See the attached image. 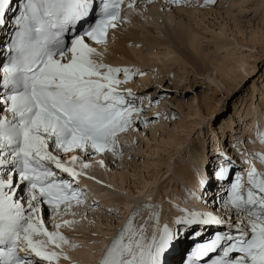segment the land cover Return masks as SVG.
I'll return each mask as SVG.
<instances>
[{
  "label": "snow or ice",
  "instance_id": "6c2138e0",
  "mask_svg": "<svg viewBox=\"0 0 264 264\" xmlns=\"http://www.w3.org/2000/svg\"><path fill=\"white\" fill-rule=\"evenodd\" d=\"M96 3L97 0H24L15 18L18 30L9 45L14 55L0 68V86L4 89L0 92V264H36L37 260L59 264L62 253L51 250L52 246L61 248L72 242L59 231L61 224H55L56 231L49 230L42 206L60 215L61 205L67 211L73 202L82 204L83 200L81 191L69 180L60 179L49 165L79 177L91 165L81 163L77 171L68 165L79 157L73 155L62 161L60 152H114L118 134L133 125L134 116L141 119L143 109L127 99L135 93L119 87L139 70L113 67L98 60L103 53L90 43L107 44L109 29L117 27L121 20L123 0H99L96 20L76 30L93 13ZM11 4L12 0H0V26L5 24ZM120 73L124 80L118 78ZM260 135L264 142V133ZM50 144L55 151L49 150ZM259 156L264 161V153ZM230 166L219 168L220 179L227 178ZM13 177L17 178L15 184ZM242 179L237 176L227 200V205L241 217L239 222L212 212L182 209L185 215L176 219L179 225L227 224L235 229V234L218 233L201 244L194 258L209 257L222 248V255L211 264H264V172L253 165L246 194ZM22 185L25 197L17 194ZM135 215L106 249L100 264H165L179 230L167 224L161 229L159 213H153L157 223L149 236L146 223L134 226ZM245 216L247 219L242 218ZM232 253L240 255L232 258ZM63 255L68 258L66 253Z\"/></svg>",
  "mask_w": 264,
  "mask_h": 264
},
{
  "label": "rangeland",
  "instance_id": "374dc122",
  "mask_svg": "<svg viewBox=\"0 0 264 264\" xmlns=\"http://www.w3.org/2000/svg\"><path fill=\"white\" fill-rule=\"evenodd\" d=\"M168 1H137L138 11L132 13L135 24H128L123 17L114 33L126 34V26L137 30V35L131 36L125 45L128 53L113 54L111 47L104 48V55L97 57L113 67L139 70L128 81L133 84L129 83V87L135 88L134 105L143 109L140 123L121 133L122 143H118L114 152L94 154L88 149L73 154L59 153L62 161L73 155L79 157L68 165L77 171L81 163L91 165L77 179L87 184L95 197L93 203L86 201L73 208L74 214L68 217H64L65 211L61 212L58 216L61 219L48 227L56 231L55 224H61L59 231L73 240L67 245H78L74 254L83 252L91 259L76 263H95L100 240L116 230V224L123 221L128 209L147 198L156 211L162 210V227L165 224L171 227L183 213H171L173 208L178 211V207L165 203L159 206L161 198L172 196L178 201V196L179 199L185 196L192 202L194 176H201L205 185L211 182L209 186L202 182L200 189L205 190L204 195L212 202L216 193H211L217 185L213 183L211 161L207 160L210 154L218 156L215 147L234 156L237 163L243 159L257 161L259 154L264 153L260 135L264 133V0H182L178 5ZM148 7H156L162 18L156 20ZM177 23H182L189 32L194 30L191 36L201 51V59H196L188 44L179 39ZM154 40L165 41V46L151 51L149 45ZM139 53L146 64L138 59ZM222 60L234 67L233 79L220 77L216 64ZM241 60L246 61L245 70ZM208 75L216 78L218 85L212 87ZM118 78L124 80V74L120 73ZM216 164L217 161L214 169L218 168ZM258 165L256 168L264 172V163ZM112 174L120 175L123 180L110 181ZM126 201L131 203L129 208L122 204ZM140 207L145 206L140 204ZM166 213L171 214L167 217ZM135 217H139L141 225L147 224V231L153 232L157 221L154 215L150 219L152 209ZM65 220L73 223L69 226L63 223ZM182 236L183 243L179 242ZM187 241V233H179L174 247L180 245L181 251L185 250ZM174 247L170 251H180ZM167 257L168 254L165 264L179 263V253ZM74 259L70 260L71 264H76Z\"/></svg>",
  "mask_w": 264,
  "mask_h": 264
},
{
  "label": "bare ground",
  "instance_id": "6f19581e",
  "mask_svg": "<svg viewBox=\"0 0 264 264\" xmlns=\"http://www.w3.org/2000/svg\"><path fill=\"white\" fill-rule=\"evenodd\" d=\"M139 1V0H138ZM133 2V3H132ZM131 3V5H132V9L129 7V4ZM137 3V1H127V2H125V4H124V7H123V11H125V13L123 14V15H121L122 17H124V19L127 21V23L128 24H133L134 22H135V18H133L134 17V15L132 14V13H136L137 11H138V9H136L135 8V4ZM130 8V9H129ZM130 10H133V12H130ZM147 10L148 11H150L152 14H154V16H155V19L156 20H159V19H161L162 17L160 16L161 15V13L158 11V10H156V7L155 8H150V7H148L147 8ZM150 13V14H151ZM131 16V18H129ZM153 16V15H152ZM154 18V17H153ZM129 19V20H128ZM163 20V19H162ZM118 24H119V22H118ZM127 24V25H128ZM135 24V23H134ZM157 26V25H156ZM127 28V33L125 34V33H121V34H119V35H115L114 33H115V29H116V27L115 28H112L111 29V34H110V36L112 35V37L110 38V36H109V41L107 42V44L106 45H103V46H93V47H96L97 49H98V51L99 52H101V53H103V51L102 50H104V48H108V50H109V48H111V53H118V52H122L123 54H126V53H128V51L126 50V44L127 43H129L130 42V37L131 36H136L137 35V30H134V28H132L131 26H126ZM177 29H178V31H179V39H181L184 43H187L188 44V47L187 48H190L191 50H192V53H193V55L195 54V58L196 59H201L202 58V54H201V51L199 50V48H198V46L196 45V41L193 39V37L191 36V33H194V30L193 29H191L190 30V32L186 29V27L185 26H183V24L182 23H177ZM159 47V49L161 48V47H163V46H165V41H160V40H154V41H152L151 43H150V45H149V47H150V50L151 51H153L154 49H156L155 47ZM140 55H139V57H138V59L139 60H141V62L142 63H144L146 60L144 59V57H143V55H141V53H139ZM104 55V54H103ZM102 55V56H103ZM117 55V54H116ZM107 58V57H106ZM109 60H112L110 57L108 58ZM112 61H116V62H118L117 60H112ZM147 62V61H146ZM146 62H145V64H146ZM115 63V62H114ZM230 63V62H229ZM227 61H225V60H222V61H218L217 62V64H216V70L218 71V73H220V77H222L223 78V80L224 79H233L234 78V75H233V69H234V67L230 64V66H228V64H229ZM240 65H241V67H242V69H244L245 70V63H246V61H244V60H241L240 61ZM116 65H119V63H116ZM115 67H118V66H115ZM208 79H209V81H210V83L212 82L213 84H212V87L213 86H216V84H215V82H216V78H214V77H212L211 75H208V77H207ZM215 84V85H214ZM133 85V84H132ZM132 85H130V86H132ZM218 85V84H217ZM261 129H263V128H261ZM119 142H121L122 143V141H119ZM262 147V146H261ZM262 148H264V145H263V147ZM217 150V149H216ZM220 151H222V149L220 150ZM222 152H224V151H222ZM86 157H88V156H85L84 158H86ZM260 157V156H259ZM89 158V157H88ZM69 160H70V157H69ZM217 162H218V159L216 160ZM257 162H258V164H263L264 163V161H262L260 158L257 160ZM251 165H256V162H251ZM258 166H260V165H258ZM262 166V165H261ZM219 167V166H218ZM259 168V167H258ZM95 170V169H94ZM96 171V170H95ZM62 173H64L65 175H67V176H69V177H71V175L69 174V173H65V172H62ZM94 173V172H93ZM95 174V173H94ZM213 174V173H212ZM119 176V177H118ZM110 175V177H109V180L110 181H112V182H117L118 180L120 181V180H123L122 179V177L120 176V175ZM215 177V176H214ZM73 178V177H72ZM194 178V181H193V191H194V193L192 194L191 193V199L193 198V201L192 202H194V201H196L197 200V191H198V188L200 189V187H197L199 184H200V181H202L203 183H204V185H205V182H204V180H203V178L201 177V176H194L193 177ZM246 179H244V181H245ZM122 182V181H121ZM246 182V181H245ZM214 183V182H213ZM202 184V183H201ZM201 184L199 185V186H201ZM209 184H211V182H208L206 185H208L209 186ZM245 184V183H244ZM205 185V186H206ZM214 185H215V183H214ZM246 185V184H245ZM244 185V186H245ZM201 190V189H200ZM206 197V196H205ZM206 199V198H205ZM207 200V199H206ZM109 201L110 202H114V200H111V199H109ZM208 202V201H207ZM137 203V202H136ZM122 204H124L126 207H130L129 205L131 204V203H129V202H123ZM140 204H144V206L145 207H140ZM82 204H73V206L70 208V212H68V210L67 211H65V214H64V217H68L70 214L71 215H73L74 213V211H73V208H75L76 209V207H78V206H81ZM156 206H158V205H156ZM166 208H167V206H165ZM134 209H135V211H134V213H136V215L138 214V213H142V211H145L146 213L148 212V213H150L151 212V209H152V218H151V220H153V213H155L156 212V207H155V205L153 204V202H150V200L147 198V199H145V201H143V202H141V203H139L138 205H136L135 207H133ZM78 211V210H77ZM220 212H224L223 210L222 211H220ZM130 213V211L128 212L127 211V214H126V216L125 217H127V215ZM163 213V212H162ZM161 213V214H162ZM225 214V213H224ZM135 215V216H136ZM182 215V214H181ZM182 216H184V214L182 215ZM125 217H124V219H123V221L121 222V223H118V225L119 224H123V222H124V220H125ZM181 217V216H180ZM128 218V217H127ZM163 219H164V217L163 216H161V221H160V227H162V222H163ZM72 224V223H71ZM67 225H69L70 226V224H67ZM117 225V224H116ZM117 225V226H118ZM182 227H186V226H182ZM118 228V227H117ZM153 229L155 230V226H153ZM147 233H149V236H151V232H149V231H147ZM112 234H114V232L112 233H109V236H111ZM184 234H186V233H184ZM63 235L64 236H67V234H65V233H63ZM108 236V237H109ZM108 237H106L100 244H98V246H97V249H98V253H97V255H96V257H98L97 259H99V253H100V249H102V244H104V242L107 240V238ZM73 239H74V237H73ZM86 241H88V240H86ZM85 241V242H86ZM179 242H185V238L182 236V238H180V241ZM65 246V245H64ZM174 248H179V250L181 251V249H180V245L178 246V245H175V247ZM56 249V251L57 252H60V253H62V254H64V253H66V251L64 250V248L63 247H61V248H55ZM176 250V249H175ZM75 255V263H76V261H86V262H89V260H91V259H89V256L88 257H86V255L83 253V252H79L78 254H74ZM94 259H95V257H94ZM94 259H93V261H94ZM96 259V260H97ZM73 260V261H74ZM83 263V262H82ZM60 264V263H59ZM68 264V263H67ZM93 264H97L96 262L95 263H93ZM182 264V263H181Z\"/></svg>",
  "mask_w": 264,
  "mask_h": 264
}]
</instances>
